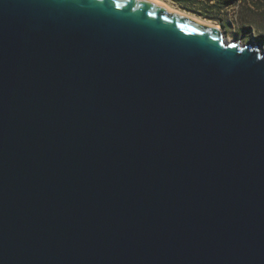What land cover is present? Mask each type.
I'll use <instances>...</instances> for the list:
<instances>
[{
  "label": "water",
  "instance_id": "obj_1",
  "mask_svg": "<svg viewBox=\"0 0 264 264\" xmlns=\"http://www.w3.org/2000/svg\"><path fill=\"white\" fill-rule=\"evenodd\" d=\"M0 264H264L261 45L148 0H0Z\"/></svg>",
  "mask_w": 264,
  "mask_h": 264
},
{
  "label": "rangeland",
  "instance_id": "obj_2",
  "mask_svg": "<svg viewBox=\"0 0 264 264\" xmlns=\"http://www.w3.org/2000/svg\"><path fill=\"white\" fill-rule=\"evenodd\" d=\"M161 1L170 4L174 8H177L190 16H196L213 21L222 29L225 34V38L238 40L243 44L258 43L264 48V16L261 15L260 12H258V14H256V12H251L248 9L249 4H240L241 0L233 2L231 5L226 7H221V5H219L220 8H222L220 9L221 11L213 8L212 11L216 15V18L218 19L217 21L183 10L172 2L166 0ZM202 6L203 5H199L197 7L203 8Z\"/></svg>",
  "mask_w": 264,
  "mask_h": 264
},
{
  "label": "trees",
  "instance_id": "obj_3",
  "mask_svg": "<svg viewBox=\"0 0 264 264\" xmlns=\"http://www.w3.org/2000/svg\"><path fill=\"white\" fill-rule=\"evenodd\" d=\"M166 1L176 4L178 7H180L183 10L190 11L204 18L213 19L217 21L218 19L216 18V15L212 11V9L216 8L217 10H220L222 8H220L219 5H221V7H226L238 0H166ZM241 3L249 4L248 9L251 12L254 13L256 12V14L260 12V14L264 16V0H241L240 4ZM199 5H203L202 6L203 8L197 7Z\"/></svg>",
  "mask_w": 264,
  "mask_h": 264
},
{
  "label": "bare ground",
  "instance_id": "obj_4",
  "mask_svg": "<svg viewBox=\"0 0 264 264\" xmlns=\"http://www.w3.org/2000/svg\"><path fill=\"white\" fill-rule=\"evenodd\" d=\"M148 1H151V2L156 3V4H160V5L166 7L167 9H169V10H171V11H175V12L181 13V14H183V15H188V16H190L189 14H187V13H185V12H183V11L177 9V8H174V7L171 6L170 4L165 3V2H163V1H161V0H148ZM190 17L193 18V19H195V20L200 21L201 23L207 24V25H209V26H213V27H216V28H220L219 25L216 24V23H214L213 21L206 20V19H203V18H199V17H196V16H190ZM225 39H226V41H229V42H231V41H236V42H237V41H238V40H230L229 38H225ZM243 45H245V44H243ZM262 49H263V51H264V48H263V47H262Z\"/></svg>",
  "mask_w": 264,
  "mask_h": 264
},
{
  "label": "snow or ice",
  "instance_id": "obj_5",
  "mask_svg": "<svg viewBox=\"0 0 264 264\" xmlns=\"http://www.w3.org/2000/svg\"><path fill=\"white\" fill-rule=\"evenodd\" d=\"M233 47H235V45H233Z\"/></svg>",
  "mask_w": 264,
  "mask_h": 264
}]
</instances>
